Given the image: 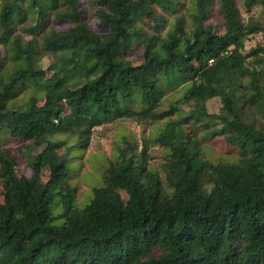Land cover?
Listing matches in <instances>:
<instances>
[{"label": "trees", "instance_id": "1", "mask_svg": "<svg viewBox=\"0 0 264 264\" xmlns=\"http://www.w3.org/2000/svg\"><path fill=\"white\" fill-rule=\"evenodd\" d=\"M91 1L93 26L83 0H0V138L22 142L0 149V264H264V45L244 53L257 30L235 0H191L192 22L176 18L164 36L141 22L159 30L156 9L176 14L181 0ZM213 5L223 31L205 22ZM29 21L40 46L15 37ZM54 21L70 26L57 33ZM134 43L143 47L139 63L128 59ZM42 54L55 55L47 69L38 66ZM49 72L58 79L48 81ZM181 86L182 99L162 110ZM30 89L27 101H15ZM216 97L222 111L211 114ZM183 104L192 110L173 120ZM123 119L167 122L158 139L168 151L165 178L149 168L145 146L121 147L104 186L80 208L68 140L85 149L95 128ZM200 130L224 135L237 158L214 163Z\"/></svg>", "mask_w": 264, "mask_h": 264}, {"label": "rangeland", "instance_id": "2", "mask_svg": "<svg viewBox=\"0 0 264 264\" xmlns=\"http://www.w3.org/2000/svg\"><path fill=\"white\" fill-rule=\"evenodd\" d=\"M84 6L90 12L87 14L86 22L93 26V12L91 0H83ZM236 5L239 8L242 21L248 25L251 29L253 28L256 32L252 34L245 43V54L250 53L258 45H264V5L254 6L251 10H247L243 5V0H235ZM191 5V0H181L179 11L176 14H166L161 9H156V15L159 18H163V22L159 26V30L156 29L157 23L152 19H145L141 24L147 33H157L158 35L164 36L169 31L171 22L176 18H182L191 21L192 18L188 13V9ZM90 7V8H89ZM211 14L205 21L207 24L212 23L215 27L220 28L223 31L224 19L223 15L219 13L218 7L213 5L210 9ZM33 21V20H32ZM32 21L25 23L18 27L15 32V37L20 38L23 41L36 42L37 46H40L42 35L39 32H35L32 26ZM53 27L57 33H64L70 26L68 23H61L54 21ZM69 40L61 41V46L68 45ZM128 43V42H123ZM130 45V44H129ZM0 49L4 51V46L0 45ZM131 51L128 53V59L139 63L140 53L143 51V47L134 43L131 47ZM55 55L42 54L39 58L38 66L43 69H47L49 65L55 62ZM6 60V59H5ZM4 60V61H5ZM253 58H249V61H253ZM6 67L10 66L11 63L6 62ZM58 76L54 72H49L47 76L48 81H55ZM34 93L33 89H30L27 93H22L15 99L17 103H24ZM185 88L179 87L176 90L168 91L163 103L162 110H167L172 104L180 101L184 96ZM44 102H41V104ZM223 103L220 97L213 98L207 102L208 112L211 114H219L222 111ZM182 112L175 115L173 120L180 121L181 117L185 114H189L192 110L190 105H181ZM247 113V110H246ZM258 119L259 117L256 116ZM254 118L251 114L247 115L248 122H254ZM207 120L199 121L196 127H201ZM256 123L260 124L257 120ZM194 123L190 121L184 125L186 132H190ZM167 122H138L134 119H123L114 122L104 123L102 126L95 128L91 140L87 147L83 149L82 143L78 139H69V145H74V154H72V160L74 161V170L72 175V184L77 188V205L78 207L85 206L93 195L94 188H101L104 186V173L112 162H115L119 158L120 148L128 147L129 145L138 147V151H141L145 146L146 161L152 170L159 171L161 176H165L163 172V165L166 163L168 157V151L162 147L158 139L160 135L166 131ZM211 129L214 131L221 129V126H213ZM201 131V130H200ZM199 131V132H200ZM198 137L202 140V146L204 148L205 155L210 158L214 163L220 161H229L237 158L235 150L231 148L225 140L224 135H217L214 138L208 136L207 131H201ZM22 145L21 141L15 140L10 137L0 138V149H11L15 151ZM40 152V149L36 152ZM15 158L18 162V171L20 174L30 175L29 170L24 162V157L21 154L16 153ZM48 171H43V178L47 180ZM165 178V177H164ZM61 207L58 206L55 209V215H60ZM55 225L61 226L64 223V219H56Z\"/></svg>", "mask_w": 264, "mask_h": 264}]
</instances>
